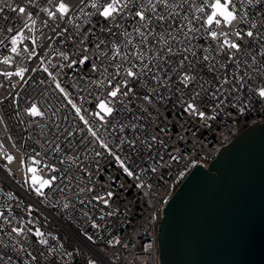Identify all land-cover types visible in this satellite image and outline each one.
Listing matches in <instances>:
<instances>
[{
	"label": "built area",
	"instance_id": "2783aa9c",
	"mask_svg": "<svg viewBox=\"0 0 264 264\" xmlns=\"http://www.w3.org/2000/svg\"><path fill=\"white\" fill-rule=\"evenodd\" d=\"M108 2L0 0V264H159L157 228L175 190L264 122V0H234L236 19L210 28L213 0H152L155 13L146 0H120L106 20L98 9ZM136 11L150 18L145 41ZM29 167L51 182L42 194Z\"/></svg>",
	"mask_w": 264,
	"mask_h": 264
},
{
	"label": "water",
	"instance_id": "95a60500",
	"mask_svg": "<svg viewBox=\"0 0 264 264\" xmlns=\"http://www.w3.org/2000/svg\"><path fill=\"white\" fill-rule=\"evenodd\" d=\"M159 264H264V122L195 165L157 228Z\"/></svg>",
	"mask_w": 264,
	"mask_h": 264
},
{
	"label": "snow or ice",
	"instance_id": "6c2138e0",
	"mask_svg": "<svg viewBox=\"0 0 264 264\" xmlns=\"http://www.w3.org/2000/svg\"><path fill=\"white\" fill-rule=\"evenodd\" d=\"M29 2H31V0H29ZM164 2H165V0H159V3H161V4H163ZM127 3H128V0H125V6H127ZM249 3H251V0H249ZM92 6H93L94 8L97 7V5H96L95 3H94ZM119 6H120V0H110V2L105 3V4L103 5L102 10H99V9H98V11H99V14H100L101 16H103V17L107 20L108 18L112 17L114 13H118V12L120 11V7H119ZM132 6L135 7V4H133ZM148 6H151V11H152L153 13H155V11H156V7H155V5L152 4V0H146L145 7H148ZM209 7H210V9H211L210 14L206 17V19H205V21H204V23H205L206 25H208L209 28H210V26H211L213 23H215L217 26H219V25L221 24L222 21H223L225 24L230 25V24L236 19V12H235V4H234V0H213V2L209 4ZM11 11H13V12H17V11H18L20 14H24L26 10H25L24 7H12V8H11ZM58 11L63 15V14H65V13H67V11H68V6H67L66 4H64L63 2H61V3L59 4ZM197 11L203 13V12H204V8H197ZM0 12H3V8H2V7H0ZM52 15H53V13L49 12V16H52ZM126 15H127V14H126ZM135 16L139 18V21H140L141 23H140V25H139L138 27H136V28L134 29V31L137 32V33L139 34V36L141 37V41H145L146 38H147V34H148V33H147V31H141L140 29H141V27L147 28V24H148L150 18H149V17H146L144 11H136V12H135ZM125 18H126V16H125ZM28 19H31V13H28ZM164 19H165V16H164V15H160L159 18H158V21H163ZM173 19H175V17H173ZM33 23H34V21H33ZM24 26L27 27V24H25ZM118 26H119V25L117 24V27H118ZM253 26H254V25H253ZM8 31H9V32H12L13 29H12V28H9ZM189 31H194V29H189ZM208 34H209L213 39H216V38H217V35H218L215 31H210V30H209V33H208ZM122 35H124V36H128V35H130V34L127 33V32L125 31L124 33H122ZM169 35H171V32H169ZM219 35H221V36H225V37H226V33H220ZM246 35H247L248 37H253L254 34H253L252 31H248V32L246 33ZM236 36H237V37H240V36H241L240 32H237V33H236ZM153 38L155 39V36H154ZM10 39H11V43H12V45L14 46V47L12 48V51H13V52H16L17 49H16L15 45L17 44L18 40H22V39H23L22 33H19V32H18L16 36L11 37ZM130 42H131V41H129V43H130ZM165 43H166V41H165ZM177 43H178V42H177ZM223 43H224V44H227V46H228L229 48L236 49L237 51H240V47H241V46H240L239 44H237V43L230 42V41H228L226 38H225V40H224ZM0 44H3V41H2V40H0ZM133 48H136V45H133ZM146 48H147V45L145 44V49H146ZM25 50H27V49H25ZM166 50H167V52H169V53H171V52L173 51V49H172V47H171L170 45L167 47ZM118 51H119V50H118ZM184 51L187 52L188 49L185 48ZM142 54H143V50L137 52V53H136L137 58H141V57H142ZM127 58H128V57L125 56V59H127ZM184 59H187V56H185ZM203 59H204V60H209V57H208V56H204ZM229 59H231V57H230ZM7 62H8V60H7V58H6V59H5V63H7ZM183 63H184V61L181 60V65H183ZM118 67H119V66H118ZM134 67H135V65H134ZM144 67L147 68V64H145ZM188 67L191 68V64H189ZM23 71H24V70H21L20 72H17L16 74H17V75H21ZM45 71H47V69H45ZM6 75H7V74H6ZM127 75L130 76V77H135V76H136V73H135L134 71H132V69L130 68V69H128V71H127ZM153 79H155V76L153 77ZM192 79H195V77H191V76H189V75L186 74V75L183 76V78L181 79L180 82L183 83V84L185 85V87H187V86H188V83H189L190 80H192ZM226 82H227V81H225V83H226ZM109 83H111V82H109ZM124 84H125V86H127V82H126V81L124 82ZM57 87H59V84H57ZM119 90H120V89H119V85H118V86L115 88V90L109 92V95L112 96V97H115V96L117 95V93L119 92ZM61 91L63 92V89H61ZM129 91H131V89H129ZM123 94H124V95H128V92H125V93H123ZM259 95H260L261 97H264V89H260V91H259ZM198 96H199V92H193V93H192V97H193V99L198 98ZM146 99H147V97H146ZM69 102L71 103V101H69ZM73 106L75 107V105H73ZM98 107H99V108L101 109V111H103L105 114H111L112 111H113L112 108H110V107L108 106V104H107L104 100L99 101ZM188 110H191V111L195 112V111H196V108H195L194 104L189 103V104H188ZM76 111H77V113L79 114L80 109L77 108ZM29 112H30V114L33 115V116H36V115H42V113H40V111L36 108L35 105L32 106V108L29 110ZM96 115L99 116V118H100L101 120L104 119L103 116H100V113H96ZM199 115H200L201 117H203L204 113L201 112V113H199ZM80 118H81L82 120L84 119V117H82V116H81ZM85 123L87 124V121H85ZM89 131H91V128H89ZM92 134H93V136L96 135L95 132H93ZM103 146H104V147H107V145H103ZM117 159H119V158H117ZM8 160H9V162H11L12 157H8ZM34 162H35V163H39V161H34ZM28 171L33 173V176H32V183H33L34 185L37 184V183L40 184V187H38V188L35 189L36 192H37V194H42V193H41V188L44 187V186H46V185H49L51 182L48 181V180H42V179H39V178L35 175V173H36V169H34V168L29 167ZM125 171H128V170L125 169ZM128 175L131 176L132 173H131V172H128ZM52 179L54 180L55 177H53ZM108 195L111 196L112 193H108ZM105 203H107V201H105ZM13 231L16 232L17 235H20L21 232L23 231V229H15V228H14ZM36 235L39 236V235H41V234H40L39 232H37ZM40 242H41V243H46V241H43V240H41Z\"/></svg>",
	"mask_w": 264,
	"mask_h": 264
},
{
	"label": "rangeland",
	"instance_id": "374dc122",
	"mask_svg": "<svg viewBox=\"0 0 264 264\" xmlns=\"http://www.w3.org/2000/svg\"><path fill=\"white\" fill-rule=\"evenodd\" d=\"M48 181H49V180H48ZM47 186H48V185H46V186L42 187V188H41V191L43 192V191H44V189H45ZM35 189H36V188H35ZM35 189H34V191H36Z\"/></svg>",
	"mask_w": 264,
	"mask_h": 264
}]
</instances>
